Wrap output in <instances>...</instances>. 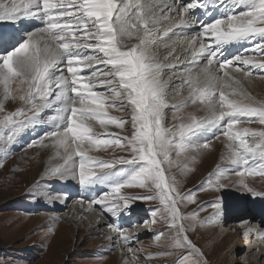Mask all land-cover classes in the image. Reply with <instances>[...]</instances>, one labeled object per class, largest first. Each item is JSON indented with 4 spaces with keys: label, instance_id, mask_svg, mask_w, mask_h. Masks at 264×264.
<instances>
[{
    "label": "snow or ice",
    "instance_id": "obj_1",
    "mask_svg": "<svg viewBox=\"0 0 264 264\" xmlns=\"http://www.w3.org/2000/svg\"><path fill=\"white\" fill-rule=\"evenodd\" d=\"M213 13L218 15L204 19ZM32 22L39 26L28 27ZM0 24L8 26L0 27V152L8 153L25 129L50 125L52 130L28 147H48L47 140L55 149L53 159L61 162L51 165L46 176L75 180L86 191L108 189L88 203L115 218L107 225L115 235L105 236L115 241L113 250L133 253L137 237L119 221L133 201L155 200L160 207L150 209V219L171 235L157 232L154 244L167 250L146 258L177 256L179 264H209L188 233L222 227L223 200L182 213L181 206L196 203V192H182V181L166 171L173 166L182 175L194 171L179 158L194 164L212 139L223 136L221 159L228 167L217 165L199 190L221 191L232 171L241 191L264 196L246 180L264 177V127H237L264 126V100L245 87L254 70L264 79V0H0ZM239 44L252 47L227 54ZM177 45H183L180 52ZM161 48L166 52L161 54ZM173 76L180 81L177 88L169 87ZM185 90L187 97L170 103ZM17 100L20 106L7 110L6 104ZM197 103L206 115L189 113L187 123L173 115L181 122L165 123L169 107L180 113ZM109 109L129 115L113 116ZM126 124L130 135L110 131L124 130ZM113 146L129 155L101 159L90 154ZM133 188L147 194L122 193ZM39 195L46 202H64L51 191ZM207 207L214 211L201 219ZM59 219L50 217L53 225ZM254 231L257 227H249L244 235ZM260 234L264 237V231ZM124 264H140L139 257Z\"/></svg>",
    "mask_w": 264,
    "mask_h": 264
},
{
    "label": "rangeland",
    "instance_id": "obj_2",
    "mask_svg": "<svg viewBox=\"0 0 264 264\" xmlns=\"http://www.w3.org/2000/svg\"><path fill=\"white\" fill-rule=\"evenodd\" d=\"M132 43H135V41H132ZM179 46L177 45V52H180ZM251 47L252 45L249 44L248 49H251ZM159 51L161 54L166 52L163 48ZM190 58V56L187 57V59ZM257 72L258 70H254L253 81L251 83L245 82V87L257 99L264 100V79H260ZM165 76H171V73L165 71ZM179 84L180 81L173 76L169 82V87L177 88ZM187 95L188 92L185 90L177 95L175 99H172L170 103H178ZM19 106L20 102L18 100L16 102L9 101L6 104L9 111ZM165 112L167 116L165 123L169 126L181 122L180 120L173 121V115L183 116L184 123L188 122L187 114L189 113L195 114L198 118L206 115V111L202 109L199 103L196 105L189 104L180 113H176L171 107L166 109ZM109 113L120 117H128L129 115L126 111L115 109H109ZM50 114L52 113L49 110L42 115L47 118ZM237 127L259 129L264 126L254 122L238 125ZM51 130L50 125L25 129L16 141L10 145L8 153L0 152V162H3V167H0V264H117L112 251H109L108 246H106L108 241L104 239L102 234L97 232L104 231L106 227L103 225L99 228L95 226L94 232L89 229L86 222H79L75 219L76 222L69 223L67 221V208L66 210L57 211L58 214L52 215L60 218L54 225L49 218L45 219L44 217L41 218L40 226L36 223L32 225L30 222V219L40 214L49 213L45 205L36 204V198H33L35 196L33 188L39 187L40 184L46 185L45 181L50 180V178L45 175V172L51 165L61 161L56 159L47 160L49 157L52 158L54 153L50 142L47 140L44 143L48 144V147H28V145L39 140L45 132ZM95 130L98 133L103 132L98 125ZM110 131L119 133L121 136L130 135L127 124L124 130L112 128ZM210 136L211 134H209ZM225 144L226 138L223 136L218 140L212 139L210 149L203 150L194 164L184 157L179 158L180 164H188L189 167L194 168V171L182 175L180 168L173 166L166 171V175H175L177 180L182 181V192L189 190L196 192V203L189 204L186 208L181 206L182 213L191 212L197 209L199 205L210 204L217 198L223 200L222 227H197L196 231L188 233L189 238L204 252L209 264H231L237 262L236 259L239 260L238 264H247V250L255 244L252 243V245L248 239L240 241L242 237L236 234L235 227H237V224L234 225V222L243 219L248 213L253 214L255 212L253 217H256L258 213L264 214V196H253L251 193L241 191L236 183L238 177L232 171L229 172L230 179L225 181L228 186L221 191L199 190L201 183L209 178L210 173L215 172L217 165L222 168L228 167L227 162L221 159L226 151ZM90 154L101 159H116L120 156L129 155L128 152L115 146L107 151H93ZM120 167L127 168L129 166H116L117 169H121ZM54 179L51 178V180ZM246 180L256 191L264 193V177L249 176L246 177ZM56 183L60 182L55 181L54 184ZM30 191L32 192L31 195L29 194ZM122 193L128 195L147 194L145 189L139 188L123 189ZM156 207H160V205L155 200H135L131 206V208L139 210L142 216L150 221V209ZM213 211V208L207 207L206 210L200 212V218L203 219L209 216ZM235 217L241 218L236 219ZM122 218H124L123 214ZM49 227H54V231L49 232ZM160 231H164L166 237L171 235L166 230L165 225L152 223V230L144 232L145 235H143L142 240L132 246L137 253V257L143 264H179L177 256L146 258L148 254L154 255L167 250L154 244V235ZM162 240H164L163 237ZM164 242L167 243L166 240ZM250 260H253L254 264H261L257 257Z\"/></svg>",
    "mask_w": 264,
    "mask_h": 264
},
{
    "label": "bare ground",
    "instance_id": "obj_3",
    "mask_svg": "<svg viewBox=\"0 0 264 264\" xmlns=\"http://www.w3.org/2000/svg\"><path fill=\"white\" fill-rule=\"evenodd\" d=\"M0 26H2L5 30H8V26L6 24H1ZM182 47H183V45L179 46V48H178L179 51H181ZM112 128H114V127H111L110 129H112ZM51 149L54 153L52 155V158L49 157L47 159L48 161L53 159V157L55 156V149L53 147ZM48 178H50V180H48V181L44 180L46 182V185L40 184L39 187H34L33 191H35L36 204L38 203L41 205H45L46 210L49 213L43 214V215L40 214L39 215L40 217L36 216V217L30 219V222L32 223V225H34L36 223L37 225L40 226L42 217H44L45 219L46 218L50 219V217H52V215L58 214V213H56L57 211H60L63 209L66 210V208H67V211H66L67 215H68L67 221L69 223L76 222L75 219H77V221H79V222H86L88 224L89 229L91 231H94V232H95V230H93V229H95L94 228L95 226H97L96 228H99L102 225L104 227H106V225L103 224L102 217L99 214L90 212L87 207L83 206V200L89 201L94 197H98L103 192L108 191V189L106 187L101 186V187L96 188L93 191H86L83 187L79 186L78 182L75 180H72V179L61 180L59 178L58 179L55 178L54 180H51L52 177H49V176H48ZM55 181H59L60 183L54 184ZM45 182H43V183H45ZM47 191H51L57 195L64 197V202L63 203H61L59 201L46 202L44 199L40 198L39 194L43 193V192H47ZM91 192H94L95 195H97V196L89 197L87 194L88 193L91 194ZM76 196H79L81 199L77 198ZM69 200H70V202H69ZM58 205H60V206H58ZM92 207H96V208L102 210L100 205L94 204V205H92ZM254 213L255 212H253V214L252 213L246 214L243 217V219H240L241 217H235L236 219H240V220L237 222H234V225L237 224L236 225L237 227H235L236 228V234L239 235L240 237H242V239H240V241L248 239V241L251 244L252 243L255 244L253 247H251L249 250H247V264H252V263L254 264V261L250 260L251 258H254V257H257L259 259V261H260L259 263L264 264V263H262V261H264V237H262L260 234L262 231H264V218H263L264 214L260 213L261 214L260 215L258 213V214H256L257 215L256 217H253ZM87 215H89V216H87ZM64 220H65V218H64ZM113 220L111 222H113ZM126 222L129 223V219L126 220ZM249 227H257V231L250 232L251 234H248L247 236H245L244 234ZM150 229L152 230V228H150ZM97 232L99 234H102L104 236V239H105V236H108V235L114 236L115 235L114 233L111 232V230L108 227L104 228V231H102V232L101 231H97ZM104 232H106V233H104ZM128 235H130V236L137 235L136 241H134L132 244V246H133V245L137 244V242L142 240V238L144 237L143 235H145V234L141 230H137L136 234L133 235L129 232ZM105 240H107V239H105ZM107 241H108V245H106V246H108L109 251H112V255L115 258V260H116L115 262H117V264H124L125 259L130 260L133 255L137 256L135 249H133V253H127L125 251V253L122 255L120 251L113 250L110 247V245L113 244L115 241H109V240H107ZM244 247H246V245H244ZM236 261L237 262H232L231 264H236V263L238 264L239 260L236 259ZM140 264H143V263L140 262Z\"/></svg>",
    "mask_w": 264,
    "mask_h": 264
}]
</instances>
